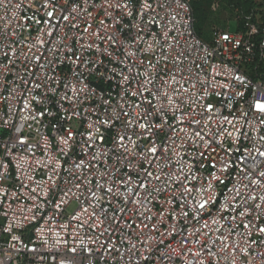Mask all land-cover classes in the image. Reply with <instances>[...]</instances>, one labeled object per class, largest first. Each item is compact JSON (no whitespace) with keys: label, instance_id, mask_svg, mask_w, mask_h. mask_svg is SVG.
<instances>
[{"label":"built area","instance_id":"obj_1","mask_svg":"<svg viewBox=\"0 0 264 264\" xmlns=\"http://www.w3.org/2000/svg\"><path fill=\"white\" fill-rule=\"evenodd\" d=\"M262 17L0 0V264H264Z\"/></svg>","mask_w":264,"mask_h":264},{"label":"rangeland","instance_id":"obj_2","mask_svg":"<svg viewBox=\"0 0 264 264\" xmlns=\"http://www.w3.org/2000/svg\"><path fill=\"white\" fill-rule=\"evenodd\" d=\"M190 1L195 14L196 29L204 38H209L217 30L234 31L242 27L246 16L255 13L256 9L261 8L264 11L263 0ZM75 209L76 204L73 203L68 211L73 212Z\"/></svg>","mask_w":264,"mask_h":264},{"label":"trees","instance_id":"obj_3","mask_svg":"<svg viewBox=\"0 0 264 264\" xmlns=\"http://www.w3.org/2000/svg\"><path fill=\"white\" fill-rule=\"evenodd\" d=\"M263 2H264V0H263ZM192 6V5H191ZM255 6V5H254ZM262 5H259V7H261ZM256 8V7H255ZM194 12V11H193ZM255 13H258V14H261V15H263V20H264V11L261 9V8H258V9H256V12ZM194 16H195V14H194ZM195 28H196V23H195ZM242 27H240V28H238V29H241ZM196 31H197V29H196ZM197 33H198V35L202 38V39H204V40H209L210 39V37L209 38H204L198 31H197Z\"/></svg>","mask_w":264,"mask_h":264},{"label":"snow or ice","instance_id":"obj_4","mask_svg":"<svg viewBox=\"0 0 264 264\" xmlns=\"http://www.w3.org/2000/svg\"><path fill=\"white\" fill-rule=\"evenodd\" d=\"M257 108H259L261 111H264V104H257ZM200 207H204V204H201ZM260 231H264V228L260 229Z\"/></svg>","mask_w":264,"mask_h":264}]
</instances>
